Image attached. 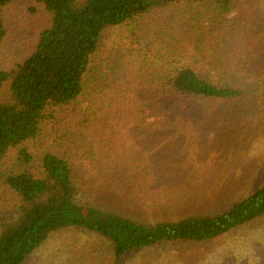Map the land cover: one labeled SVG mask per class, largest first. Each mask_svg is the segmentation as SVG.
I'll return each instance as SVG.
<instances>
[{"label": "trees", "instance_id": "obj_1", "mask_svg": "<svg viewBox=\"0 0 264 264\" xmlns=\"http://www.w3.org/2000/svg\"><path fill=\"white\" fill-rule=\"evenodd\" d=\"M241 2L0 0V264H27L51 240L58 264H133L264 225V186L211 216L146 225L88 203L71 165L80 136L100 150L101 129L159 108L184 134L217 120L208 104H247L243 120L264 131V0Z\"/></svg>", "mask_w": 264, "mask_h": 264}, {"label": "rangeland", "instance_id": "obj_2", "mask_svg": "<svg viewBox=\"0 0 264 264\" xmlns=\"http://www.w3.org/2000/svg\"><path fill=\"white\" fill-rule=\"evenodd\" d=\"M248 2L242 0L241 4ZM125 31L119 30L122 34ZM118 38L108 36L109 49ZM246 107L247 104L241 107L227 102L208 104L209 111L218 115L217 120L205 121L200 129L192 123L184 134L176 131L177 127L173 130L170 114H161L159 108L152 118L113 126L110 135H103L108 132L101 129V139L107 145L102 142L100 150H96L97 138L80 136L77 154L71 159L73 176L88 203L146 225L175 223L225 211L246 190L264 186V138L252 144L250 140L245 144L240 140L243 131L264 134L254 120H243L242 109ZM226 146L232 154L229 161L223 162ZM236 173L242 184H235ZM261 224L222 239L208 251L164 244L138 256L133 264H261ZM51 242L27 264L61 263L59 257L47 253L53 248Z\"/></svg>", "mask_w": 264, "mask_h": 264}]
</instances>
